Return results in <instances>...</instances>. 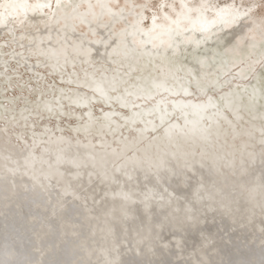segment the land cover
Masks as SVG:
<instances>
[{
	"label": "bare ground",
	"instance_id": "obj_1",
	"mask_svg": "<svg viewBox=\"0 0 264 264\" xmlns=\"http://www.w3.org/2000/svg\"><path fill=\"white\" fill-rule=\"evenodd\" d=\"M135 2L0 0V264H264V11Z\"/></svg>",
	"mask_w": 264,
	"mask_h": 264
},
{
	"label": "rangeland",
	"instance_id": "obj_2",
	"mask_svg": "<svg viewBox=\"0 0 264 264\" xmlns=\"http://www.w3.org/2000/svg\"><path fill=\"white\" fill-rule=\"evenodd\" d=\"M119 1H121V0H119ZM134 2L136 1V0H133ZM143 1H145V0H137L136 2L137 3H143ZM156 1V2H155ZM160 1H165V0H148V2H149V4H148V6L150 7H148L147 9H146V14H147V16H149V17H151L153 14L152 13H158L159 12V2ZM167 1H170V0H167ZM215 1H217V2H226V1H228V0H215ZM231 1V0H230ZM135 2V3H136ZM256 2L258 3V6L255 8V11L256 12H263L264 11V0H256ZM261 3V4H260ZM153 6H152V5ZM158 6V7H157ZM151 9V10H150ZM97 112H99L98 110H97ZM65 125V124H64Z\"/></svg>",
	"mask_w": 264,
	"mask_h": 264
}]
</instances>
